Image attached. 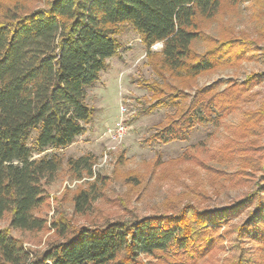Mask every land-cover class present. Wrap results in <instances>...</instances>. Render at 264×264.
<instances>
[{"label":"trees","instance_id":"obj_1","mask_svg":"<svg viewBox=\"0 0 264 264\" xmlns=\"http://www.w3.org/2000/svg\"><path fill=\"white\" fill-rule=\"evenodd\" d=\"M222 2L49 0L47 7L31 12L17 5L0 7V221L10 216L9 227L0 230V264H143L142 257L160 254L170 259L201 257L215 247L222 226L253 203L238 238L264 244V188L226 209L187 205L177 213L80 227L61 219L53 223L59 238L43 252L27 249L12 234L47 227L36 211L45 204L46 188L64 160L46 152L67 149L93 122L96 109L88 104L87 91L119 52L120 27L130 25L140 34L148 59L154 56L152 47L163 45L161 69L176 78H196L234 59L229 41L215 42L201 55L193 48L201 39L199 21L213 19ZM259 76L247 79L245 90ZM215 90L200 89L186 104L184 93L167 95L153 85L150 91L163 97L150 110L169 103L175 112L151 140L163 145L184 142L196 126L229 116L238 97H230V88L219 94ZM258 115L264 119V108ZM93 163L86 156L69 159L67 165L83 178L93 176ZM93 201L89 191H81L74 198L76 213L90 211ZM237 264L250 263L240 256Z\"/></svg>","mask_w":264,"mask_h":264},{"label":"rangeland","instance_id":"obj_2","mask_svg":"<svg viewBox=\"0 0 264 264\" xmlns=\"http://www.w3.org/2000/svg\"><path fill=\"white\" fill-rule=\"evenodd\" d=\"M49 0H1V9L16 5L24 12L47 7ZM201 39L194 52L204 54L215 42L229 41L232 61L196 78H176L161 69L163 45L157 44L148 59L147 47L140 34L130 25L120 27L121 48L110 59L109 69L87 91V102L96 109L94 120L73 145L59 154L64 165L55 181L46 188L47 200L36 216L47 220L41 232L12 234L25 247L43 252L59 238L53 223L61 219L74 226L103 225L109 221H133L159 214L177 213L187 205L200 210L226 209L241 203L248 194L264 188V119L258 112L264 108V0H223L220 12L211 20H200ZM260 75V76H259ZM251 76H259L243 87ZM258 78V77H257ZM256 78V79H257ZM184 93L186 104L200 90L215 86L219 94L230 88L237 98L235 109L220 122L198 125L184 142L167 145L152 141L160 124L175 108H152L163 96L150 91ZM127 137L119 144L109 139V132L121 119ZM254 119L247 120L246 116ZM246 152L241 149L247 148ZM250 150V151H248ZM91 156L92 174L78 178L67 163ZM94 198L90 211H75L74 198L81 191ZM240 213L223 225L215 247L201 257L179 255L142 257L143 264H237L240 256L250 264H264V244L238 238V230L254 208ZM10 216L0 221V230L9 227Z\"/></svg>","mask_w":264,"mask_h":264},{"label":"built area","instance_id":"obj_3","mask_svg":"<svg viewBox=\"0 0 264 264\" xmlns=\"http://www.w3.org/2000/svg\"><path fill=\"white\" fill-rule=\"evenodd\" d=\"M127 113V108L121 107V119L117 122L116 126L109 132V139L116 144L121 143L128 135L129 129L124 120V117Z\"/></svg>","mask_w":264,"mask_h":264}]
</instances>
